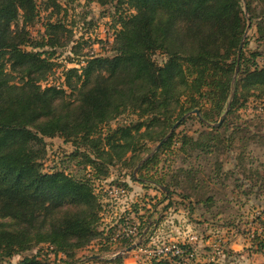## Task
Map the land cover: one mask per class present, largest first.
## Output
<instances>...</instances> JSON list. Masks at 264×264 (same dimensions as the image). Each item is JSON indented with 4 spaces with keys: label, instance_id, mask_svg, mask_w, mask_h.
Returning <instances> with one entry per match:
<instances>
[{
    "label": "trees",
    "instance_id": "1",
    "mask_svg": "<svg viewBox=\"0 0 264 264\" xmlns=\"http://www.w3.org/2000/svg\"><path fill=\"white\" fill-rule=\"evenodd\" d=\"M93 1L102 6L117 2L132 12L122 16L114 56L91 58L80 70H67L68 93L63 87L40 85L53 68L51 56L59 45L54 31L61 25L46 24V35L36 44L27 30L40 14L36 0H0V218L18 226L0 228V260L42 244L71 258L100 236L101 206L91 180L64 170L44 172L45 139L59 137L73 144L76 150L71 157L83 156V163L99 175L128 155L138 158V166L142 154L150 153L146 139L160 144L177 123L173 120L176 113L180 121L198 110L202 121H210V116L226 111L234 86L228 115L238 104L245 107L255 95L252 91L264 92V67L256 62L259 54L253 52L246 60L243 50L238 61L248 23L244 8L251 27L256 23L264 38V9L258 14L255 7L264 0H89ZM47 47L51 53L42 50ZM157 54L165 56L163 63L156 60ZM247 62L251 65L245 70ZM207 101L211 107L206 113ZM125 113L137 120L113 130L110 124ZM107 126L109 133L103 136ZM174 139L175 131L140 171L157 165L159 155L171 149ZM199 146L200 142L184 136L180 151ZM82 147L88 149L86 154ZM137 181L164 186L169 191L167 200L173 193L165 176L157 180L142 176ZM67 207L73 212L66 211ZM253 239L256 251H264V230H256ZM186 248L195 251V264L198 251L193 245ZM19 264L52 263L34 255Z\"/></svg>",
    "mask_w": 264,
    "mask_h": 264
},
{
    "label": "rangeland",
    "instance_id": "2",
    "mask_svg": "<svg viewBox=\"0 0 264 264\" xmlns=\"http://www.w3.org/2000/svg\"><path fill=\"white\" fill-rule=\"evenodd\" d=\"M36 3L40 14L35 23L27 27L34 43H40L45 37L46 24L61 25L54 31L59 45L51 56L53 68L40 85L42 88L50 85L63 87L68 93L70 90L64 81L67 70H80L91 58L114 56V41L121 30L122 16L132 12L126 5H116L117 2L103 6L89 0H36ZM255 7L260 14L264 4L258 2ZM246 40L247 45L244 43L243 47L245 59L249 60L251 54L257 52V65L264 67V38L259 35L256 23L250 27ZM42 50L52 52L49 47ZM155 58L163 63L165 56L157 54ZM248 65L251 63H246L245 70ZM8 71L11 73L9 67ZM12 75L20 77L17 72ZM254 92L245 107L238 104L232 115H228V104V113L220 125L227 109L219 117L210 116L211 120L205 122L196 114L187 113V118L175 130L171 149L159 155L157 165L142 171L143 161L160 149H157L159 143L155 140L146 139L144 142L150 153L142 154L138 166L135 167L138 158L128 155L98 175L91 165L83 163V156L71 157L76 150L73 144L59 137L45 139L44 172L64 170L76 178L90 179L92 185L104 181L121 183L129 189V202L100 207V236L76 250L71 258L63 253L56 254L54 247L42 244L29 252L3 258L0 264H19L24 257L34 255L47 258L52 264H148L145 254L137 249L117 255L139 242L143 247H153L175 241L193 243L198 251L195 264H264V251H256L253 239L256 230L259 233L264 230V92ZM242 101L241 98L239 102ZM210 105L211 102L207 101L206 113ZM130 114L125 113L110 127L114 130L120 124L128 125L137 120ZM178 118L176 113L173 120L178 122ZM214 128L220 129L212 130ZM108 129V126L104 129L103 136L109 133ZM184 136L200 142L199 148L187 147L186 152L180 151ZM80 150L83 154L88 152L84 147ZM142 176H151L155 180L165 176L166 184H171L172 195L165 199L166 194L161 189L164 186L137 181ZM97 197L101 206L100 201L105 196L100 193ZM67 210L73 212L71 207ZM125 218L139 225L141 235L134 242L112 241ZM17 227L14 221L0 218V228L14 230ZM194 236L197 240L192 239ZM92 256L102 258L89 259ZM117 258L121 259L115 261Z\"/></svg>",
    "mask_w": 264,
    "mask_h": 264
},
{
    "label": "built area",
    "instance_id": "3",
    "mask_svg": "<svg viewBox=\"0 0 264 264\" xmlns=\"http://www.w3.org/2000/svg\"><path fill=\"white\" fill-rule=\"evenodd\" d=\"M93 188L96 196L100 195V193L105 196V198L100 201L102 208H106L109 203L125 205L129 202V189L121 183L104 181L101 184H93ZM124 209L129 210V208ZM140 235L139 225L130 218H125V221L120 226L119 232L113 236L112 241L121 240L125 242H134ZM192 239L197 240V237L194 236ZM192 244V242L181 244L175 241L169 244L155 245L153 247H143V245H139L136 249L139 253L145 254L149 261L148 264L156 260H169L175 262V264H193L196 257L195 251L191 250V252H189L190 248H186L187 245L191 246Z\"/></svg>",
    "mask_w": 264,
    "mask_h": 264
},
{
    "label": "water",
    "instance_id": "4",
    "mask_svg": "<svg viewBox=\"0 0 264 264\" xmlns=\"http://www.w3.org/2000/svg\"><path fill=\"white\" fill-rule=\"evenodd\" d=\"M245 13H246V16L248 17V12H247V7L245 6ZM248 26H247V29H246V31H245V34H244V38H243V40H242V42H241V44H240V47H239V51H238V61L240 60V56H241V54H242V51H243V47H244V43H245V40H246V38H247V36H248V34H249V31H250V27H251V22H250V19L248 18ZM238 72H239V65L237 66V69H236V74H235V80H236V77H237V75H238ZM235 80H234V84H235ZM234 93H235V86L233 87V92H232V96H231V100H230V102H229V106L231 105V102H232V100H233V98H234ZM228 109H229V107H228ZM228 109H227V111L225 112V114H224V116H223V118L221 119V121L219 122V125L223 122V120H224V117H225V115L228 113ZM191 114H196L197 116H199V118L201 119V120H203L202 119V117H201V115H200V112L198 111V110H194ZM187 118V115L186 116H184L180 121H178L175 125H174V127L172 128V130H171V132L168 134V136L162 141V142H160V144L157 146V149H159L170 137H171V135L173 134V132L176 130V128L180 125V123L181 122H183L185 119ZM205 122V121H204ZM155 152H153L152 154H150L144 161H146L151 155H153ZM143 161V162H144ZM162 189V191L164 192V193H166V194H168L169 193V191H168V189L167 188H165V187H162L161 188ZM139 245H141V243L139 242V243H136V244H134V245H132V246H130L129 248H127V250L126 251H123L122 253H120V254H118L117 256H120L121 254H124L125 252H131V251H133V250H135ZM102 257L101 256H92V257H90L89 259H91V260H99V259H101Z\"/></svg>",
    "mask_w": 264,
    "mask_h": 264
},
{
    "label": "crops",
    "instance_id": "5",
    "mask_svg": "<svg viewBox=\"0 0 264 264\" xmlns=\"http://www.w3.org/2000/svg\"><path fill=\"white\" fill-rule=\"evenodd\" d=\"M145 185H146V184H145ZM150 224H151V223H150ZM160 225H162V223H161ZM173 238L175 239V237H173ZM174 239H173V240H174Z\"/></svg>",
    "mask_w": 264,
    "mask_h": 264
}]
</instances>
